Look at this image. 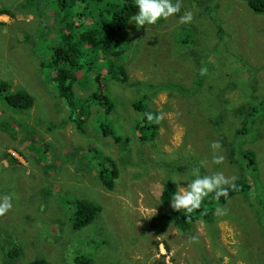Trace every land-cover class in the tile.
<instances>
[{"label":"rangeland","instance_id":"rangeland-1","mask_svg":"<svg viewBox=\"0 0 264 264\" xmlns=\"http://www.w3.org/2000/svg\"><path fill=\"white\" fill-rule=\"evenodd\" d=\"M182 1L198 10L199 15L195 13L192 19L193 27L177 26L180 23L176 17L150 27L137 28L130 22L131 37L139 36L135 43H141L147 50L124 46L123 54L115 58L112 69L117 70L123 64L130 74L127 84L103 71L106 93L115 109H108L109 104L101 107L98 101L89 104L91 118L87 120L86 133H82L73 121H65L69 114L60 95H47L46 78H36L38 68L30 65L29 56L39 53L49 60L66 31L61 27L66 23L59 21L69 10L72 16L86 14L82 20L76 19L77 23L108 20L98 17V11L92 13L85 8L81 0H68L62 9L57 0H31L26 8L21 6L24 0H0V6L16 16L0 14V20L7 23L0 26V78L14 88L18 83H27L26 90L36 95V103L27 113L0 96V200L9 196L13 205L0 219V225L5 226L4 230L0 228V244L7 240L6 229L13 234L5 250L0 248L1 262L24 264L26 254L6 259V253L18 245L28 254L35 248L33 259L45 257L54 264H77L80 255L92 258L93 264H264V215L254 200L258 193L264 204V105L258 92L255 96L256 91L264 94V14H256L245 0H202L201 5L198 0ZM50 12H54L51 21H36L38 16L47 17ZM179 14L182 16L183 12ZM211 38L217 41H208ZM195 48L202 50V55L194 57L191 51ZM185 60L197 66L191 67ZM109 65L107 62L105 70ZM212 67L223 74L231 69L240 85L253 80L248 89L251 97L231 104L232 92L221 88L223 74L210 91L193 85L192 74L199 78ZM187 72L192 74L185 88L180 74ZM87 76L90 79L87 83L83 79L75 81L77 96L94 92L93 75ZM157 76L162 78L165 91L155 92L152 84L140 87L154 94L153 100L145 103L162 111V126L156 140L142 143L139 135L133 133L134 122L142 112L134 114L131 106L142 95L132 83L154 80ZM178 81L183 89L171 86L180 85ZM56 102L60 107L55 106ZM243 104L247 105L245 113L235 109ZM261 105L263 108L257 109ZM253 111L258 117L252 116L247 130L237 133L244 130L242 124ZM37 114L42 115L41 119ZM7 118L10 125H5ZM24 118L29 121L30 130L15 133L13 128L19 127ZM209 118L211 125L207 126ZM102 124H108L114 133H104ZM218 126L223 129L219 138ZM258 130L262 138L251 141ZM219 139H227L231 149L236 150V166H232L224 151H216L224 157L223 162H213L210 145ZM244 144L262 152L257 154L256 174L243 156L247 150ZM95 152L96 156H90ZM101 154L115 157L120 164V177L112 192L101 186V168L97 166L102 161ZM203 155L205 158L201 159ZM173 159L181 173L179 170L167 173L163 162L172 165ZM200 160L212 175L223 173L225 177H235L234 181L248 173L252 189L236 193L225 203L205 201L214 207L212 219L201 218L186 232L173 224L162 235L152 232L150 221L161 211L160 194L166 178L192 179V170L202 169L197 163ZM184 182L179 183V189L186 186ZM44 186L48 188L45 190ZM82 196L101 204L103 211L92 223L74 228L75 198ZM218 207L226 210V214L218 215ZM199 212L201 216L202 211ZM20 233L22 244L16 237Z\"/></svg>","mask_w":264,"mask_h":264},{"label":"trees","instance_id":"trees-1","mask_svg":"<svg viewBox=\"0 0 264 264\" xmlns=\"http://www.w3.org/2000/svg\"><path fill=\"white\" fill-rule=\"evenodd\" d=\"M31 0H24L22 3V7L26 8L29 6ZM83 4H85V8L91 9L90 11L92 13L97 12L98 16L106 17L108 20V24L106 23V20H102L100 18L94 20L90 24H86L85 22H76V19H83V17L86 15L84 13H80L77 16H72L69 11L64 15V19L60 20L59 22H64L66 25H61L62 28H64L66 31L61 34L62 41L59 42L57 45L54 46L52 50V54L49 56V60H45L41 55L38 53L36 55H32L31 48L28 50L29 53L32 56H29L30 59L28 62H30L31 66H35L38 68L37 73L35 74L37 79L40 78H46L45 82L48 87V93L47 95H52L53 97L60 95L62 98V101L66 105V109L68 110V117L65 121L74 120L76 122V126L78 130L82 133H86L85 126L87 124V120L91 118V107L89 104L97 102L102 106L106 105L107 103H110L109 95L106 93V87L103 83V80L105 79L103 75V68L104 64H106V56L104 53H99L96 51L91 52L92 45L104 50L108 49L113 54L119 55L123 54L125 48L124 46H128L131 48H135L138 51H145L147 48L142 45L141 43H135L140 39L139 36H133L131 37V34L129 33L128 26L130 24V19L133 15L136 14L138 11V8L136 7L135 0H81ZM248 1L250 7L256 11V13H264V0H245ZM102 2H106L105 6H102ZM175 2V0H173ZM57 3H59L60 8L66 7L68 5V0H57ZM32 7L35 9L36 6L33 4ZM101 7V8H100ZM45 6H42V9H44ZM72 9V6H71ZM7 13V15L16 17L14 14L11 13V10L4 6H0V14ZM54 12H50L47 17L39 18V16L36 18V21L38 23L44 22L45 20L51 21L50 18H52V15ZM77 17V18H76ZM57 21V19H56ZM158 21L155 25L150 26H158L161 22ZM133 23V22H132ZM7 23L5 21L0 20V26L3 27ZM107 25V27H106ZM147 27V26H146ZM219 31H221L222 26L219 25ZM221 38L224 39V35L222 33ZM45 51V50H44ZM214 52V48L212 50ZM91 53V54H90ZM192 55L195 57L197 55H202V50L194 49L191 51ZM24 56V55H23ZM26 57V56H25ZM184 59H188L185 58ZM185 63L190 65V62H187L185 60ZM123 64L118 66L119 74L117 77H115L118 81H124L128 82L127 79L128 74ZM111 66L113 67V61H111ZM191 67L197 66L196 63H193V65H190ZM110 70V67H109ZM82 71H85L83 76H80V73ZM211 72V74L206 75V72ZM202 75L199 76V78H196V75L192 74L191 72H187L186 74H180L185 80V88H187V83L190 81V74H192L191 77H193V85L198 84L200 88H203L204 91H210L212 90L220 81V76L223 74L220 69L218 68H208ZM88 74L93 75L92 80V87H95L94 92L91 94L86 93L82 96H77L76 92L74 90V83L78 79H83L84 83H87L90 81V79L87 76ZM224 79L222 81V87L228 89L232 92L233 96L229 100V102L237 103L242 99H248L251 97V94L249 93L248 89L249 86L252 84L251 81L253 80H247L245 82H242L240 85V81H237V78L235 77L234 73L231 72V69L224 72ZM155 80V81H154ZM154 80L150 79L145 82L143 81H135L132 84H135L137 86L136 91L142 95V99L133 100L131 102V106L133 108V113H140L142 112V116L135 120L133 125V133L134 135H140L139 139L140 142L146 143L150 142L152 140H156L158 134H160L159 129L162 126V111L159 109H152L147 107V104L145 103L146 100H153L152 96H154L153 93L150 94V92L143 91L140 87V84H152L154 87L155 92H162L165 91L166 88H164V84H162L161 80L162 78L157 76L154 78ZM208 81L211 82L210 85H208ZM180 85H171L174 86L176 89H183L181 82H177ZM161 84V85H158ZM27 83H18L16 84V87L14 88L9 82L3 80L0 78V96H4L7 103L13 107H17L23 111V113H27V111L30 110V108L35 105L36 103V95L34 93H30L27 91ZM244 88H239L244 86ZM19 88V89H17ZM27 89V90H26ZM175 89V90H176ZM252 90V89H251ZM260 90H262L260 88ZM154 92V93H155ZM259 93V99L261 103L264 105V94L261 91H256ZM51 97V98H53ZM3 101V99H1ZM43 102H46L45 99H43ZM146 104V105H145ZM55 106L60 107V103L56 102ZM234 109V106H232ZM247 105H238L235 107V109L239 112H246ZM252 110H254V107H251ZM263 106L257 107V109H262ZM111 111L115 109L114 106H110ZM110 114V112L106 113ZM39 119H41L42 115L37 114ZM149 116H152V119H148ZM253 117H258L254 111L247 115V120H245L242 124V127H245L244 130L240 131L237 130V133L243 132L247 130L248 123L251 121ZM36 118V116H35ZM210 119V118H209ZM205 120L204 122L207 123L209 120ZM260 121V120H259ZM258 121V122H259ZM41 122V121H40ZM256 121V124L258 123ZM42 123V122H41ZM11 124V120L5 121V125ZM43 124V123H42ZM205 125H211V119L209 122ZM103 131L106 134L113 133L112 129L109 127L108 124H102ZM19 130L28 132L30 130L29 127V121L27 119H23L22 122H20V126L17 128H13V131L16 133ZM223 131L222 126H218L217 132L220 133L218 138L222 136L221 132ZM262 132L261 131H254L253 136L251 137V141H257L260 140L259 138H262ZM219 143L221 144V148L218 149V152H225V156L228 158L229 162L232 164V166L237 165L236 161V150L231 149V145L227 142L228 140H221L219 139ZM259 142V141H258ZM212 144V143H211ZM258 144V143H257ZM206 145H209L207 143ZM247 150L244 151V158L248 159V164L251 166V171L256 174L258 170V156L257 154H260L259 148H253L249 149V147H246L245 144L243 146ZM84 151L81 152L83 155ZM80 154V155H81ZM97 152L90 154V156H96ZM81 158V156H80ZM205 155L201 156V159H204ZM194 157H191V160L193 161ZM101 162L97 163V166L101 168L99 179L100 182L108 189V190H114L116 185V180L120 177V169H119V161L112 157L111 155L107 154H101ZM196 161V160H195ZM202 160L198 161L197 163L201 166L202 169H199V172L201 175H212L210 171L205 169V165L202 164ZM166 166L167 173H173L175 171L180 172V168L176 166L175 161L173 159L172 165L168 162H163ZM160 165V164H159ZM149 167L150 165H146ZM218 167V166H217ZM206 170V173H205ZM183 172V170H182ZM181 173V172H180ZM260 173L257 174V180L259 181ZM248 173H245L241 178L234 181V187H230L228 191V197H220L219 200H216L214 198V195H210L205 199V201H210L211 199H214L218 202L225 203L231 196L235 195L236 193L240 191H246L251 190L252 186L249 183L248 180ZM45 190L48 188V186H44ZM179 190V183H173L171 179L166 178V182L164 184V190L161 196L162 204L167 206L171 202V199L173 198L174 193ZM49 191V190H47ZM62 191V187H61ZM260 194L255 195V203L258 206V210L262 215H264V204L263 199L261 200ZM91 199L77 197L75 198L76 201V209L74 212V228H83L86 225L92 223L93 221L98 219V216L102 213L103 207L101 204H98L94 201H90ZM202 202L200 209H197L193 211L192 213H187L183 210L176 211L173 208L170 210L164 209V211H160L158 213H155L151 218V228L152 230L158 234L162 235L164 234L168 228L173 224L178 226L182 231L189 230L190 226L192 225L193 220L206 218V220L212 219V214L214 207L206 205V203ZM198 211V212H197ZM202 211V215L200 216V212ZM8 212H6L4 215L0 216V219H2ZM200 216V217H199ZM199 217V218H196ZM0 228L4 230L5 226L0 225ZM20 234H16V237L19 239ZM6 241L2 242L0 244V248L2 250H5L4 246L7 242H11L13 240V234L6 229ZM23 239V238H21ZM20 244H22L23 240L19 239ZM167 248H169L168 244L166 243ZM35 248L32 250V254H28L27 250H23L21 246H14L10 250V252L6 253V259L8 261L9 258L14 259L22 254H26L27 258L24 260L26 261L24 264H54L52 261L47 260L45 257H36L33 259ZM65 257H62L63 259ZM77 264H93L92 258L88 256L80 255L76 258ZM0 264H13L11 261L7 263L1 262ZM158 264H162L161 262H158Z\"/></svg>","mask_w":264,"mask_h":264},{"label":"clouds","instance_id":"clouds-1","mask_svg":"<svg viewBox=\"0 0 264 264\" xmlns=\"http://www.w3.org/2000/svg\"><path fill=\"white\" fill-rule=\"evenodd\" d=\"M197 2L200 5L202 4V0H198ZM135 3H136V7L138 8V11L136 12L135 15L131 17L130 21L134 22L137 28H139L140 26L150 27V25H155L158 21L162 19L167 20L168 18H171V17H176L179 20L180 24H178L177 26L187 25V26L193 27L194 22H192V19L194 17V14L196 13L197 15H199L198 10L196 11L192 9V7L189 4L183 1L180 2V0H175V2H173V0H135ZM188 10L191 12H187ZM180 11L183 12L182 16L179 14ZM200 12L203 14L202 11ZM256 14H264V13H256ZM177 16H180V17L178 18ZM210 18L211 20H215L213 16H211ZM106 23L108 24V21H106ZM208 41L215 42L217 41V39L211 38ZM92 50L105 54L106 61L110 62V65H109L110 70L109 69L105 70L106 64H104L102 66L104 67L103 71L106 72L107 74H114V78L117 77L119 74L118 67H117V70H114L112 69L114 66L113 67L111 66V61H113V64L116 63L115 58L117 57V55L113 54L108 49L102 50L94 45H92L91 52ZM211 52L213 53V51ZM124 69L126 70L128 76H130L129 71L125 67ZM84 73L85 72L82 71L80 75L83 76ZM129 79L130 77H128L127 81H129ZM121 82L124 84L128 83L124 81H121ZM109 99L111 102L107 103L106 105L109 104L110 106H113L114 102L110 96H109ZM140 99L143 100V98H140ZM152 118H153L152 116L148 117V119H152ZM71 121H73L76 124L74 120H71ZM160 129H159V132H160ZM113 133H109V134H113ZM210 147L213 151V162L215 164H221L223 162L224 157L216 154V151L221 148V144L219 143V141H214L212 142ZM11 155L13 156V154ZM191 175L193 178L188 179V180H185L183 177L172 178L173 183H181L182 181H186L184 182L186 183V186L182 187L181 189L177 190L174 193L173 198L171 199L172 203H170L169 205L165 206L162 204V201H161L160 202L161 211H164V209L170 210L173 208L176 211L183 210L187 213H192L193 211L200 209L202 202H204L205 199L209 197L210 195H214V198L216 200H219L220 197L227 198L229 188L234 187L233 181L235 180V177L228 178V177H225L223 173H216L213 175H201L199 172V169L197 168V169L192 170ZM101 186L104 187L108 192L114 191V190H108L102 183H101ZM179 188H180V184H179ZM121 190L124 191L123 188H121ZM163 190H164V186L160 194V200H161ZM12 207L13 205H12L11 197L4 196L2 200H0V216L4 215ZM216 213L218 215H225L226 210L218 207L216 209ZM199 220L200 219L193 220L192 223L199 221ZM150 227H151V221H150ZM151 231L154 232L153 230ZM193 240H195L194 237H193Z\"/></svg>","mask_w":264,"mask_h":264}]
</instances>
